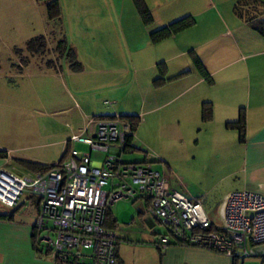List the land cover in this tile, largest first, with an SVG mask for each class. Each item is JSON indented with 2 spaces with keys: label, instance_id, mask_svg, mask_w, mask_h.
<instances>
[{
  "label": "rangeland",
  "instance_id": "obj_1",
  "mask_svg": "<svg viewBox=\"0 0 264 264\" xmlns=\"http://www.w3.org/2000/svg\"><path fill=\"white\" fill-rule=\"evenodd\" d=\"M59 2L61 18L51 22L44 2L0 0V152L8 154L11 165L30 174L21 161L48 166L58 163L67 148L89 152L85 145L71 143L66 147L62 142L81 131L85 114L138 117L146 113L135 119L134 142L138 149L123 154L124 161L143 163L146 159L153 162L163 159L167 163H155L154 169L168 174L177 189L187 190L190 199L205 194L219 172L214 170V163H203L207 153L194 146L197 129L188 130L187 125L198 121L187 114L185 99L180 97L167 103L165 94L170 88L155 92L151 86L154 80L163 77L158 65L148 69L162 61L158 58L163 56L162 47L156 48L149 42L150 33L133 1ZM40 36L49 38L43 57L31 54L27 48L32 39ZM61 40L66 41L68 51L58 49ZM71 50L81 64L80 71L71 68ZM170 55L175 56L176 52ZM54 60L59 63L56 69L49 66ZM189 60L179 57L171 62L172 72L166 74L167 78L178 70H186L182 68H188ZM174 87L177 85L171 86ZM157 107L158 110L150 112ZM103 159V154L92 155L96 164ZM219 192L207 194L205 203L216 223L221 222L224 201L215 211L208 204ZM37 205L38 199L29 200L22 212L32 220ZM144 208L143 202L128 199L111 207V216L117 221L114 232L121 238V256L127 264L156 262L160 253L150 241L158 238V234L164 235L166 230L159 224L146 229L148 219L140 215ZM251 259L255 258L246 262Z\"/></svg>",
  "mask_w": 264,
  "mask_h": 264
},
{
  "label": "crops",
  "instance_id": "obj_2",
  "mask_svg": "<svg viewBox=\"0 0 264 264\" xmlns=\"http://www.w3.org/2000/svg\"><path fill=\"white\" fill-rule=\"evenodd\" d=\"M238 1L240 0H144L153 18L151 26H145L138 13L144 28L150 33L149 42L156 48L162 47L160 55L163 56L158 57L162 61L148 69L158 65L163 77L154 80L151 86L155 92L170 88L165 94L167 103L180 97L185 99L187 114L191 120L198 121L190 122L191 126L187 125L188 130L197 129L198 138L194 146L201 153H207L203 163H214V170L219 172L213 180L214 184L205 194L191 197L192 200L203 201L207 214L205 203L213 192L220 191L213 202L208 204L209 209L214 211L234 192L247 190L264 195V38L236 14ZM252 1L254 0H247L249 3ZM255 1L264 6V0ZM185 18L193 19L194 25L159 43L152 42L153 32ZM45 38L49 44L48 36ZM174 52L175 56L170 55ZM179 57L190 59L187 61L188 68H182L186 70H178L171 78H167L172 72L169 64ZM194 57L202 62L208 72V79L196 68ZM54 63L53 68L56 69L59 63L56 60ZM175 85L177 87L171 88ZM205 103L211 104V119L208 122H204L202 118ZM158 109L159 107L154 108L150 112ZM242 112L246 117L243 142L240 141L237 130L226 126L227 123L238 121ZM145 114L140 113L138 117L142 118ZM86 117H89L88 114L82 118L81 131L74 135L82 133ZM91 134L92 129L89 131V135ZM71 137L62 141L65 146ZM8 159H0V168L9 164ZM160 160L161 163H167ZM173 183L171 181L173 189L187 196V190L177 189ZM28 203L20 204L14 210L12 220H0V264H52L34 236L38 210L32 220L22 212V207H27ZM11 211L7 208L0 209V213ZM208 216L213 221L209 214ZM148 226L150 229L155 228L151 223ZM120 242L118 260L127 264L121 256ZM257 253L255 259L248 260L249 263L246 259L243 264H264V245L257 249ZM156 258L157 263L153 260L148 264H234L222 254L178 245L169 246L159 255L157 253Z\"/></svg>",
  "mask_w": 264,
  "mask_h": 264
},
{
  "label": "built area",
  "instance_id": "obj_3",
  "mask_svg": "<svg viewBox=\"0 0 264 264\" xmlns=\"http://www.w3.org/2000/svg\"><path fill=\"white\" fill-rule=\"evenodd\" d=\"M133 128L118 114L87 118L82 133L70 142L89 152L74 149L45 172L25 174L6 164L0 168V204L14 210L29 197L38 199L37 242L52 264H116L119 238L105 222L107 212L123 199L143 202L140 214L165 228L153 239L157 250L193 247L231 260L258 255L264 245V195L247 190L228 195L221 222L215 224L202 200L173 189L171 177L153 163L124 161L130 138L136 139ZM93 153L103 154V161L94 163Z\"/></svg>",
  "mask_w": 264,
  "mask_h": 264
},
{
  "label": "trees",
  "instance_id": "obj_4",
  "mask_svg": "<svg viewBox=\"0 0 264 264\" xmlns=\"http://www.w3.org/2000/svg\"><path fill=\"white\" fill-rule=\"evenodd\" d=\"M39 1L44 2L46 5V9H47V13H48V20H50L51 22H53V21L57 22L61 18L62 12H61V5H60L59 0H39ZM133 2H134L135 6L138 10V13L142 19L143 24L145 26H151L153 24V18H152V15H151L148 7L146 6L144 0H133ZM259 4L260 3H257V1H255V0L252 1L251 3L247 2V0H240V1H238V4L235 7V12L239 17H241L242 19H245L246 23H248L252 27L253 30L258 32L264 38V6L259 5ZM193 25H194L193 19H191V18L182 19L180 21H177V22L171 24L167 28L153 32L151 34V40L155 44L159 43L162 40L170 37L171 35L178 34L179 32H181L185 29H188ZM27 48L31 54L43 57L46 55V52L48 49L47 39L44 36L36 37L28 43ZM58 49L59 50L63 49L62 51H64V50L68 51V46H67V43L65 40H61L58 42ZM70 53H71L70 54L71 68L74 71H80L82 69L81 64L78 62V60H77V58H76V56L72 50ZM193 61H194L196 68L200 71V73L206 79H208L209 78L208 72L204 68L200 59L198 57H194ZM49 66L55 67V63L51 61L49 63ZM169 81H171V79H169ZM157 83L158 82L156 81V84ZM106 104H108L109 106H112V104L110 105V103H106ZM99 117H106V116H93V117H87V118H99ZM123 117H125V116H123ZM126 118H128L129 121L132 122L133 127H134L133 131L136 133L137 132V124L135 123V119H137L138 117H126ZM202 118H203L204 122H208L211 119V104L210 103L204 104ZM226 126L228 129L237 130L239 132V135H240V141H242V142L245 141V135H246L245 113L242 112L240 114V118L238 121L227 123ZM69 143H71V142H68L66 144V147L68 146ZM75 145H77V144H75ZM129 149H131L132 151H134V150L136 151L138 149L135 146V142H134L133 138H130V140H129ZM129 149L127 150V152L129 151ZM70 153H71V151H68V149H66L65 152L63 153L62 157L60 158L59 162L65 160L70 155ZM7 157H8V154L6 152H0V159H6ZM158 162L161 163L162 161L160 159H158V160H155L153 162V161L146 159L143 163H153V165H154L155 163H158ZM20 163L23 166H25L29 170V172H32V173H34V172L35 173L36 172H45V171H47V169H49L52 166V165L45 166V165H42L39 163H29L26 161H21ZM28 199L29 200H32V199L35 200L36 198L29 197ZM0 206H2V205L0 204ZM2 207L5 208L4 206H2ZM14 210H12L11 212L0 213V220H12L13 216H14ZM110 212H111V209L107 212L105 227L114 231V228L117 226V221L112 218ZM140 215H142V214H140ZM147 228L150 229L149 226L148 227L146 226V229ZM34 230H35L34 236H35V238H37V231H36L35 226H34ZM119 241H120V238L118 239V242L116 244V252H117L116 253V264H122V262L120 263L118 260L119 259V255H118ZM150 243L152 245L153 239L151 240ZM37 244H38V242H37ZM157 251L162 253L164 250L161 249V250H157ZM232 261L234 264H243V262L245 260H242L239 258H233Z\"/></svg>",
  "mask_w": 264,
  "mask_h": 264
},
{
  "label": "water",
  "instance_id": "obj_5",
  "mask_svg": "<svg viewBox=\"0 0 264 264\" xmlns=\"http://www.w3.org/2000/svg\"><path fill=\"white\" fill-rule=\"evenodd\" d=\"M146 222L152 224V221H151L150 219H148ZM153 226H154V225H153Z\"/></svg>",
  "mask_w": 264,
  "mask_h": 264
}]
</instances>
